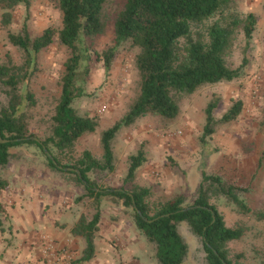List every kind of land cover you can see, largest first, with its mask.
<instances>
[{
	"label": "trees",
	"instance_id": "obj_1",
	"mask_svg": "<svg viewBox=\"0 0 264 264\" xmlns=\"http://www.w3.org/2000/svg\"><path fill=\"white\" fill-rule=\"evenodd\" d=\"M24 1L0 0L2 27L9 41L25 52L23 64L13 60L0 63V171L12 163L13 147L37 144L47 155L49 165L72 174L84 185L86 192L78 199L93 198L96 205L93 215H82L72 229L75 236L85 240L83 256L76 263L88 262L96 256L101 198L112 195L133 209L136 226L155 246L160 264H185L190 249L180 231L182 223L201 240L203 264H240L231 258L229 243L241 239L244 228L228 226L217 202L224 200L239 212L253 213L264 221V209H254L245 198L249 187L219 174L203 172L191 202L179 194L154 205L149 201L151 189L137 182L140 168L149 160L144 144L129 155L128 170L120 188L101 189L91 174L115 170L113 141L122 128L148 114L175 119L181 110L180 95L240 77L241 69L230 67L226 55L239 33H243L247 43L251 42L256 15L249 13L242 17L232 11L234 0H56L62 14L61 27L50 26L34 33L25 22L15 32L11 29L13 10ZM111 27L115 32L114 45L103 52L96 50L97 40ZM56 39L71 52L50 130L42 139L30 133L29 112L36 106V98L23 83L29 79L39 54ZM125 42L141 49L136 58L141 77L138 98L120 120L101 132V157L86 149L75 163L63 162V152L75 149L85 134L99 128L97 116L82 115L74 106L81 95L79 83L89 72L93 54L103 60L109 72ZM219 102L218 97L213 98L206 107V123L200 137L203 145L208 144L219 123L232 122L242 112L243 102L238 100L218 119L215 109ZM1 138L8 141L2 142ZM44 147L64 168L78 169L87 184L76 171L57 167ZM9 185L0 176V212L4 211L1 198Z\"/></svg>",
	"mask_w": 264,
	"mask_h": 264
},
{
	"label": "rangeland",
	"instance_id": "obj_2",
	"mask_svg": "<svg viewBox=\"0 0 264 264\" xmlns=\"http://www.w3.org/2000/svg\"><path fill=\"white\" fill-rule=\"evenodd\" d=\"M232 11L242 17L254 13L257 18L251 42L247 43L243 33H239L226 55L230 67L241 69L240 77L231 82L204 85L193 94L180 95L181 110L175 119L148 114L122 128L113 141L115 170L91 174L101 189L122 186L129 155L144 144L149 160L140 168L137 182L151 189L149 201L154 205L179 194L191 202L203 172H208L249 187L245 193L247 201L256 210L264 209V0H234ZM1 18L0 9V63L13 60L23 64L25 52L9 41ZM25 22L34 33H41L50 26L61 27L62 14L56 0H25L17 5L13 10L11 29L19 32ZM114 37L111 27L97 40L95 49L103 52L114 45ZM140 50L130 42L123 43L109 72L103 60L93 54L89 72L79 83L81 95L75 99L74 106L82 115L97 116L99 128L85 134L75 149L63 152V162L75 163L86 149L102 156L101 132L120 120L141 92L136 63ZM70 52L56 39L39 54L29 79L23 83V87L35 94L36 106L29 112V124L30 133L39 138H45L50 130ZM217 97L220 99L215 109L218 119L238 100L243 102L242 112L232 122L219 123L208 144L203 145L200 137L206 123L205 110ZM12 151V163L0 171V176L10 184L4 190L2 200L17 205L20 201L16 199L23 198L29 202L36 217H54L57 202L51 195L59 191L61 211L74 208L81 216L93 215L94 199H78L86 192L84 185L72 174L62 173L49 165L47 155L37 144H22L13 147ZM217 203L228 226L244 228L243 237L229 243L231 258L240 264H264V221L258 220L253 213L239 212L224 200ZM101 211V217H124L135 221L133 209L112 195L101 198ZM0 217L10 215L0 212ZM2 228L0 226V230ZM180 231L190 249L185 264H203L201 240L186 223L181 224ZM147 239L137 228L136 242L130 247L118 239L110 240L115 247L114 258L120 259L119 264H160L155 246ZM78 260L76 258L73 263Z\"/></svg>",
	"mask_w": 264,
	"mask_h": 264
},
{
	"label": "crops",
	"instance_id": "obj_3",
	"mask_svg": "<svg viewBox=\"0 0 264 264\" xmlns=\"http://www.w3.org/2000/svg\"><path fill=\"white\" fill-rule=\"evenodd\" d=\"M53 194L51 196L57 202L54 217H36L37 214L31 211L29 202L23 198L16 199L20 201L17 205L13 202L9 204L1 198L2 203L4 202L2 213H8L10 217H0V226L4 227L0 230V264H45L44 237L53 238L58 247L71 250L76 258L83 256L85 240L72 233L81 213L74 211V208L67 212L61 211L59 204L62 199L58 197L59 191ZM12 196L14 199V193ZM99 226L96 257L87 264H119L120 259L114 258L115 247L111 241L118 239L126 247L133 245L137 239L135 221L124 217H101Z\"/></svg>",
	"mask_w": 264,
	"mask_h": 264
},
{
	"label": "built area",
	"instance_id": "obj_4",
	"mask_svg": "<svg viewBox=\"0 0 264 264\" xmlns=\"http://www.w3.org/2000/svg\"><path fill=\"white\" fill-rule=\"evenodd\" d=\"M45 264H72L76 260L74 253L66 247H58L53 238L44 237Z\"/></svg>",
	"mask_w": 264,
	"mask_h": 264
},
{
	"label": "water",
	"instance_id": "obj_5",
	"mask_svg": "<svg viewBox=\"0 0 264 264\" xmlns=\"http://www.w3.org/2000/svg\"><path fill=\"white\" fill-rule=\"evenodd\" d=\"M31 138H33V139H35L36 141L40 142V139H39L38 137L33 136V137H31ZM23 139H24V138H23ZM19 140H21V139H19ZM1 141H2V142H6V141H8V140H7V139H3V138H1ZM44 150H45V152H46V153L52 158L53 162L56 164L57 167H59L60 169H63V168H64L62 165L58 164V162L55 160V158L52 156V154L48 151V149H47L46 147H44ZM64 169H65V170H68V171H76V172L78 173L79 177H81V179L84 178V177H82V174L80 173V171H79L78 169H75V168H73V167H65ZM83 182H84L85 184H87V182H86L84 179H83ZM137 211L140 212V210H137Z\"/></svg>",
	"mask_w": 264,
	"mask_h": 264
}]
</instances>
